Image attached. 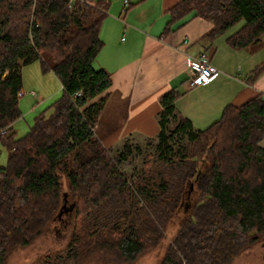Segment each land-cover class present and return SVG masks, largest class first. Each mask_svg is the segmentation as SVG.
<instances>
[{"label":"trees","instance_id":"16d2710c","mask_svg":"<svg viewBox=\"0 0 264 264\" xmlns=\"http://www.w3.org/2000/svg\"><path fill=\"white\" fill-rule=\"evenodd\" d=\"M109 5L0 0V139L9 152L0 166V264L72 204L67 245L32 264H84L86 257L122 264L165 241L158 264H232L264 240V96L227 105L200 129L177 112L181 93L172 89L160 97L156 136L131 134L105 146L94 127L106 96L88 103L112 84L106 69L93 66ZM192 11L213 24V38L243 21L227 37L234 48L264 36V0H178L165 32ZM35 61L55 73L63 94L18 136L22 69ZM263 71L264 62L248 81Z\"/></svg>","mask_w":264,"mask_h":264},{"label":"crops","instance_id":"0c3cea01","mask_svg":"<svg viewBox=\"0 0 264 264\" xmlns=\"http://www.w3.org/2000/svg\"><path fill=\"white\" fill-rule=\"evenodd\" d=\"M108 1V13L100 28L103 46L93 66L106 69L112 84L88 103L106 96L105 108L111 104L115 114L119 111L118 124L106 128L96 123V131L102 130V137L97 136L105 146L117 145L131 134L156 136L161 130L160 97L172 89L181 93L175 102L177 112L200 129L218 120L227 105H241L258 94L264 96V71L255 81H248L249 73L264 62V36L245 48H234L227 37L238 28L210 37L213 24L193 11L175 20L172 31L166 33L170 8L178 0H128L127 6L125 0ZM201 52L209 55L219 73L205 85L189 87V59ZM38 71V81H43L46 72L39 67ZM54 78L58 80L56 75ZM38 107L33 105L30 110ZM260 145L264 146V138Z\"/></svg>","mask_w":264,"mask_h":264},{"label":"rangeland","instance_id":"374dc122","mask_svg":"<svg viewBox=\"0 0 264 264\" xmlns=\"http://www.w3.org/2000/svg\"><path fill=\"white\" fill-rule=\"evenodd\" d=\"M243 23L240 22L236 24L233 29H237ZM38 67L41 69L40 62L29 63L25 65L22 69L23 76V88L24 95L20 97L19 106L22 112V116L15 122V130L17 131L18 136H22L26 134V132L30 129V127L34 124L36 116L41 113H45L47 116L53 112V107L51 104L60 98L63 94V90L59 79L57 80L53 72L51 74L46 71V78L43 81H38ZM52 78H49V77ZM50 79V80H47ZM26 85L30 87L29 90H26ZM40 89H39V88ZM32 88V89H31ZM41 90V91H40ZM32 91L36 92L39 98H34ZM53 95H50L53 93ZM49 96V97H48ZM51 98V99H50ZM33 105H36L38 108L34 110H30ZM106 105V104H105ZM109 108L102 109V118L99 119V124L102 127L110 128L114 124H118V115L115 114L113 110V106L108 104ZM30 110L26 113L25 110ZM34 109V108H33ZM29 113V114H28ZM100 113V115H101ZM100 117V116H99ZM95 124V131H96ZM101 129L96 131V134L101 136ZM102 137V136H101ZM8 150L6 146L2 143L0 139V165H5L7 163L8 158ZM128 170L129 168H124ZM64 187H67V180H63ZM194 193L190 195V199L186 198L185 206L187 203L193 199ZM73 220L71 210H67L64 213L58 214L55 223L51 226L52 228L37 237L33 240L30 246L26 248H22L12 253L8 258V264H32L37 263V259L50 250H58L64 248L69 240V236L72 230ZM171 233H169L167 241L169 242L172 238ZM165 243L161 244L159 247L144 252L139 255L136 259L132 261H128L122 264H158L162 256L164 255ZM112 261V262H111ZM84 264H120L119 262L109 259L108 257H104L103 259H97L92 257L84 258ZM232 264H264V240H260L255 242L253 245L246 248L234 261Z\"/></svg>","mask_w":264,"mask_h":264},{"label":"built area","instance_id":"2783aa9c","mask_svg":"<svg viewBox=\"0 0 264 264\" xmlns=\"http://www.w3.org/2000/svg\"><path fill=\"white\" fill-rule=\"evenodd\" d=\"M126 6L129 4L128 0H125ZM189 72L190 77L188 79L189 87H197L205 85L212 81L214 77L219 73V70L212 65L210 57L207 53L201 52L189 59ZM63 88V86H62ZM22 95V91L18 93ZM81 95V92H77L76 96Z\"/></svg>","mask_w":264,"mask_h":264},{"label":"water","instance_id":"95a60500","mask_svg":"<svg viewBox=\"0 0 264 264\" xmlns=\"http://www.w3.org/2000/svg\"><path fill=\"white\" fill-rule=\"evenodd\" d=\"M73 207H74V205L72 204L71 207H69L70 210H71ZM67 209H68V208H67ZM63 210H64V209H63ZM60 214H61V211H60Z\"/></svg>","mask_w":264,"mask_h":264}]
</instances>
